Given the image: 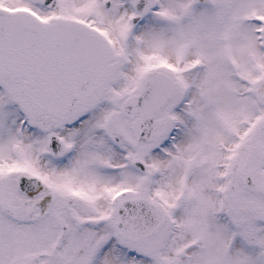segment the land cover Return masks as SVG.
Instances as JSON below:
<instances>
[{
    "label": "snow or ice",
    "instance_id": "6c2138e0",
    "mask_svg": "<svg viewBox=\"0 0 264 264\" xmlns=\"http://www.w3.org/2000/svg\"><path fill=\"white\" fill-rule=\"evenodd\" d=\"M0 264H264V0H0Z\"/></svg>",
    "mask_w": 264,
    "mask_h": 264
}]
</instances>
